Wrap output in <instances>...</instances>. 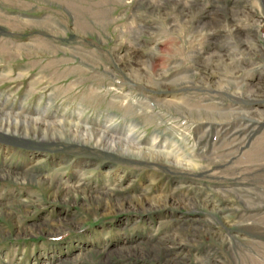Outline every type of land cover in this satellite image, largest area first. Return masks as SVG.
Returning <instances> with one entry per match:
<instances>
[{
	"label": "rangeland",
	"instance_id": "rangeland-1",
	"mask_svg": "<svg viewBox=\"0 0 264 264\" xmlns=\"http://www.w3.org/2000/svg\"><path fill=\"white\" fill-rule=\"evenodd\" d=\"M0 111V264H264V0H0Z\"/></svg>",
	"mask_w": 264,
	"mask_h": 264
},
{
	"label": "bare ground",
	"instance_id": "bare-ground-1",
	"mask_svg": "<svg viewBox=\"0 0 264 264\" xmlns=\"http://www.w3.org/2000/svg\"><path fill=\"white\" fill-rule=\"evenodd\" d=\"M14 114V113H12ZM40 119L38 118H27V117H23L21 115H11L10 113H5V112H1L0 111V125H1V128L2 129H6L7 132H11V128H14L16 131L19 132V130L21 129V127L23 126V124H36V125H41L43 123H40ZM49 122H44V124H47ZM50 124V123H49ZM45 127V126H44ZM23 131V129L21 130ZM91 133H93L91 131ZM102 133V132H101ZM106 134V133H104ZM93 135V134H92ZM100 135V134H99ZM103 135V134H102ZM101 135V136H102ZM108 137L109 135L106 134ZM105 136V135H103ZM112 138V137H111ZM128 141V140H127ZM130 141V140H129ZM124 142V141H123ZM125 145L128 147H130V149H137L135 148L132 143H128V142H125ZM136 146V145H135ZM132 147V148H131ZM142 149H145L143 147H141ZM140 148V149H141ZM139 150V149H138ZM140 151V150H139ZM169 154H172L171 150L169 151ZM221 209H219V212H220ZM218 213V211H217ZM195 214V213H194ZM194 217H197V214H195Z\"/></svg>",
	"mask_w": 264,
	"mask_h": 264
}]
</instances>
